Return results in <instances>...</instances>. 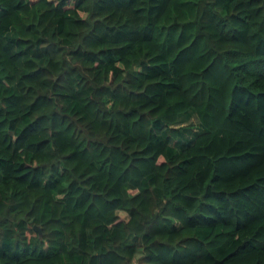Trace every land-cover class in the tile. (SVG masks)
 <instances>
[{"label":"trees","instance_id":"obj_1","mask_svg":"<svg viewBox=\"0 0 264 264\" xmlns=\"http://www.w3.org/2000/svg\"><path fill=\"white\" fill-rule=\"evenodd\" d=\"M0 264H264V0H0Z\"/></svg>","mask_w":264,"mask_h":264},{"label":"rangeland","instance_id":"obj_2","mask_svg":"<svg viewBox=\"0 0 264 264\" xmlns=\"http://www.w3.org/2000/svg\"><path fill=\"white\" fill-rule=\"evenodd\" d=\"M64 110H69V108L66 106H63ZM186 114V113H184ZM188 115H185L181 118V120L174 124V126L178 125L179 134L177 136V139H173L175 144L173 145L176 148H179L182 146L183 143H187L195 134H197L200 129L198 128L195 119H188L186 118ZM193 116V115H192ZM185 118V119H184ZM195 122V124H194Z\"/></svg>","mask_w":264,"mask_h":264},{"label":"water","instance_id":"obj_3","mask_svg":"<svg viewBox=\"0 0 264 264\" xmlns=\"http://www.w3.org/2000/svg\"><path fill=\"white\" fill-rule=\"evenodd\" d=\"M33 228L35 229L36 227H35V226H33Z\"/></svg>","mask_w":264,"mask_h":264}]
</instances>
